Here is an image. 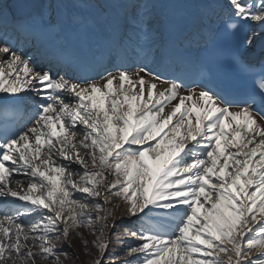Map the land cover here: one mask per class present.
Returning <instances> with one entry per match:
<instances>
[{"label":"snow or ice","instance_id":"1","mask_svg":"<svg viewBox=\"0 0 264 264\" xmlns=\"http://www.w3.org/2000/svg\"><path fill=\"white\" fill-rule=\"evenodd\" d=\"M177 35L227 41L251 87L177 71ZM258 42L264 0H0V264H264Z\"/></svg>","mask_w":264,"mask_h":264},{"label":"rangeland","instance_id":"2","mask_svg":"<svg viewBox=\"0 0 264 264\" xmlns=\"http://www.w3.org/2000/svg\"><path fill=\"white\" fill-rule=\"evenodd\" d=\"M125 221H127V217L124 218ZM86 238L91 241L92 240V237L90 235H87L86 234ZM133 243H138V241H132ZM70 243L72 244V247L71 248H68V251L69 252H73V253H77V254H80V260L81 262H83L84 260L88 259L87 257L83 256L81 254L82 252V249H81V245H80V242L79 240L77 239H71L70 240ZM123 250H120V252H122ZM122 257V256H121ZM123 258V257H122ZM61 260L63 261V264H75L74 261L72 260H65L63 257H61ZM116 264H122V259L121 260H118L116 261Z\"/></svg>","mask_w":264,"mask_h":264},{"label":"bare ground","instance_id":"3","mask_svg":"<svg viewBox=\"0 0 264 264\" xmlns=\"http://www.w3.org/2000/svg\"><path fill=\"white\" fill-rule=\"evenodd\" d=\"M191 52V51H190ZM183 72H184V74L186 75V76H192L193 74L190 72H187V70H183ZM31 104V103H30ZM120 254V256H122L123 257V251L122 252H120L119 253Z\"/></svg>","mask_w":264,"mask_h":264}]
</instances>
